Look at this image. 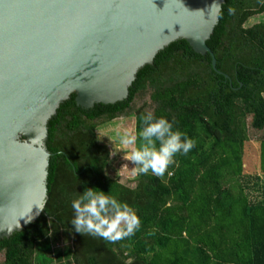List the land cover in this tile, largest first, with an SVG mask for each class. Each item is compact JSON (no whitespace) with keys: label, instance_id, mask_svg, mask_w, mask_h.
Instances as JSON below:
<instances>
[{"label":"trees","instance_id":"16d2710c","mask_svg":"<svg viewBox=\"0 0 264 264\" xmlns=\"http://www.w3.org/2000/svg\"><path fill=\"white\" fill-rule=\"evenodd\" d=\"M206 44L222 74L179 40L137 72L125 100L84 109L73 94L59 106L47 125L46 204L0 240L2 264H264V3L225 0ZM145 98L150 110L137 106ZM148 112L196 146L176 155L171 175L122 183L108 174L111 152L97 129L133 117L136 135ZM85 188L132 207L135 235L109 243L76 233L71 203Z\"/></svg>","mask_w":264,"mask_h":264},{"label":"water","instance_id":"95a60500","mask_svg":"<svg viewBox=\"0 0 264 264\" xmlns=\"http://www.w3.org/2000/svg\"><path fill=\"white\" fill-rule=\"evenodd\" d=\"M214 2L0 0V240L44 209L47 125L71 95L84 109L125 100L137 72L179 40L222 74L206 44Z\"/></svg>","mask_w":264,"mask_h":264},{"label":"clouds","instance_id":"9594fccd","mask_svg":"<svg viewBox=\"0 0 264 264\" xmlns=\"http://www.w3.org/2000/svg\"><path fill=\"white\" fill-rule=\"evenodd\" d=\"M221 4L216 0L212 5L219 12ZM228 12L234 14L235 9L229 8ZM142 121L143 128L136 135L127 129L117 132L121 147L112 154L124 153V160L134 165L131 168L133 178L149 172L162 178L169 166L175 163L176 155H187L196 146V141L186 133L174 130L173 122L163 116L155 117L152 112H148ZM125 149L129 151L125 152ZM123 166L125 170L129 168L127 164ZM71 207L73 218L70 223L74 231L81 235L87 234L116 243L135 235L141 227V220L135 210L109 192L106 194L95 188H85L73 199ZM128 264H132L131 259Z\"/></svg>","mask_w":264,"mask_h":264},{"label":"rangeland","instance_id":"374dc122","mask_svg":"<svg viewBox=\"0 0 264 264\" xmlns=\"http://www.w3.org/2000/svg\"><path fill=\"white\" fill-rule=\"evenodd\" d=\"M254 20V19H253ZM252 20V21H253ZM146 101H148V98H145L143 100H140L137 103V106H144L147 108V110H150L148 104H144ZM124 129L129 130L133 135H135V129H134V118H119L115 119L110 123H106L104 125H100L97 129V135L100 143H104L108 146L110 152H111V161L108 167V174L112 177H119L120 181L123 183H126L127 181L134 180L136 177H131V168L134 166L131 162L124 160L123 156L124 153L116 152L115 155L112 153L114 151H117L120 149L121 145L119 142V138L117 136L118 131H123ZM250 134H256L253 132H250ZM129 151L128 149H125V152ZM128 165V169L125 170V165ZM131 187L135 185V183L131 182L129 183ZM3 262V256L0 255V264Z\"/></svg>","mask_w":264,"mask_h":264}]
</instances>
